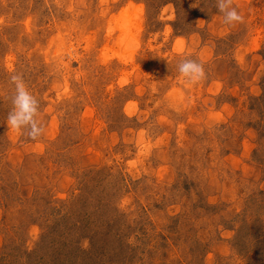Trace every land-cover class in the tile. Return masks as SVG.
<instances>
[{
  "label": "rangeland",
  "instance_id": "rangeland-1",
  "mask_svg": "<svg viewBox=\"0 0 264 264\" xmlns=\"http://www.w3.org/2000/svg\"><path fill=\"white\" fill-rule=\"evenodd\" d=\"M175 1L0 0V264H264V0Z\"/></svg>",
  "mask_w": 264,
  "mask_h": 264
},
{
  "label": "clouds",
  "instance_id": "clouds-1",
  "mask_svg": "<svg viewBox=\"0 0 264 264\" xmlns=\"http://www.w3.org/2000/svg\"><path fill=\"white\" fill-rule=\"evenodd\" d=\"M215 8L222 13V22L226 25L233 26L245 20L237 11L238 5L234 4V0H216ZM177 69L179 75L190 85H196L206 79L203 63L189 56L182 57L177 63ZM9 80L14 85V92L10 97L11 109L6 118L8 129L17 136L37 140L44 132L41 122L37 119L39 100L28 90L22 74L13 73Z\"/></svg>",
  "mask_w": 264,
  "mask_h": 264
},
{
  "label": "trees",
  "instance_id": "trees-1",
  "mask_svg": "<svg viewBox=\"0 0 264 264\" xmlns=\"http://www.w3.org/2000/svg\"><path fill=\"white\" fill-rule=\"evenodd\" d=\"M151 1H152V2L155 1V4H156V3L159 4L158 6H155V8H159L160 5H165V4H167V3H173V4H175V6H176L177 16H179V7H178V4H176V1H175V0H151ZM148 3L150 4V2H148ZM176 24H177V23H175V24L173 25L174 29H177V28H176ZM85 251H86V250H85Z\"/></svg>",
  "mask_w": 264,
  "mask_h": 264
},
{
  "label": "bare ground",
  "instance_id": "bare-ground-1",
  "mask_svg": "<svg viewBox=\"0 0 264 264\" xmlns=\"http://www.w3.org/2000/svg\"><path fill=\"white\" fill-rule=\"evenodd\" d=\"M132 19V17H128V16H126V17H124L123 18V20H125L126 22H131L130 20ZM122 23V22H121ZM124 25V24H123ZM122 25V26H123ZM123 28H125V27H123Z\"/></svg>",
  "mask_w": 264,
  "mask_h": 264
}]
</instances>
